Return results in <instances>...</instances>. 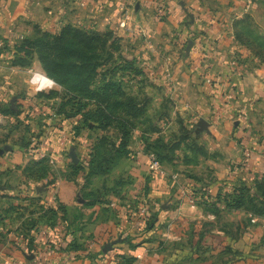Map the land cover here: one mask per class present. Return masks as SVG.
Masks as SVG:
<instances>
[{
	"label": "crops",
	"instance_id": "obj_1",
	"mask_svg": "<svg viewBox=\"0 0 264 264\" xmlns=\"http://www.w3.org/2000/svg\"><path fill=\"white\" fill-rule=\"evenodd\" d=\"M132 2L133 11L127 0H86L84 7L80 6L81 0H0V41L12 45L15 43L13 40L19 38L15 23L20 16L46 29H59L70 23L97 32L109 30L120 37L126 36L129 56L144 61L142 66L152 61L150 78L156 84H171L176 88L169 93L183 104L181 109L176 107V111H188L195 125L201 119L206 120L210 131H214L212 127L218 122L217 132H211L215 134L217 146L225 137L224 140H230L231 154H224L233 159L234 153H239L238 158L225 160L231 161L225 164L218 158L213 162L207 161V167L216 169V183L209 189L197 191L199 183L191 177L183 180L184 183L176 189L174 179L158 178L155 174L151 176L148 172L149 160L137 157L135 164L140 168L131 173L136 181L135 188L129 191V200H124L123 204L111 197L112 206L105 208L117 211L118 216L114 220L106 219L102 207L91 209L89 200L83 197L84 179L78 177L73 183L61 175L65 156L71 149L81 152L89 145L86 139L73 137L72 126L76 122L63 121L56 125L45 122L50 127L44 126L41 156L49 155L56 166V172L49 178L54 183H31L25 177L28 156L10 142L21 134L20 124L27 121L23 119L27 102L30 101L31 106L35 104L33 110L39 111L48 100L20 97L28 88L40 90L42 87L47 92L45 88L51 84L35 77L37 63L30 68L13 67L8 61L9 56L2 54L0 105H7L10 109V102L15 97L13 111H20V114L17 117L0 114V133L8 135L1 137L6 141L0 140V148H12L0 155V264H264V253H259L261 249L254 247L256 253L252 251V255L246 252L247 248L253 247L249 246L252 244H259V248L264 249V240L261 241L258 238L260 235H257V231L264 227L263 220H252L251 229L237 239L225 235L215 226L217 219L204 206L196 205V198L206 190L207 195L209 193L215 199L219 194L230 193L233 184L239 183L237 180L250 182L264 174V156L260 152L264 151V139L262 145L257 144L252 135L239 141L237 138L245 127L235 119L239 106L249 105L251 97L259 98L260 95V100L264 101V68H252L241 77L235 72L248 65L250 59L248 52L234 41L232 33L235 20L246 15L260 16L264 7L260 5L259 9L258 0ZM126 8L129 10L127 15L124 13ZM160 9L166 11L162 18L158 17ZM125 16H128L125 27L121 28L119 23ZM189 40L194 45L186 56L185 48ZM165 53L170 54L165 58L166 62ZM238 54L241 60L233 61ZM171 59L173 62H170ZM16 118L17 122L20 121L18 130L9 134L7 127L10 128ZM206 138H210V134ZM242 146L244 150L247 146L249 148L246 149L245 159L240 153ZM221 150L225 149L221 147ZM139 152L143 154L137 149L136 154ZM147 175L150 177L148 187L145 186ZM188 197L195 201L193 205ZM32 198L39 200L42 209L54 208L61 217V224L49 228L40 218L31 224L34 216L29 212ZM79 198L83 203L79 202ZM60 205L72 215L69 224L67 214L58 210ZM43 213L40 210L35 214L39 217ZM152 214H157V217L148 228L146 224ZM201 226L208 228L200 232ZM201 234L204 236L199 242ZM106 245H112V249L103 252ZM223 247H230L233 253L243 257L235 256L220 263H211L213 256ZM200 248L205 249V254L209 256L205 261L198 260Z\"/></svg>",
	"mask_w": 264,
	"mask_h": 264
},
{
	"label": "trees",
	"instance_id": "obj_2",
	"mask_svg": "<svg viewBox=\"0 0 264 264\" xmlns=\"http://www.w3.org/2000/svg\"><path fill=\"white\" fill-rule=\"evenodd\" d=\"M32 31L30 35L21 37L11 47L3 41L0 55L9 53L8 61L13 67L30 68L32 63L37 61L45 74L60 86L62 91L38 93L35 97L44 100L56 98L62 101L55 110L58 118L65 120L80 116V125L89 130L114 129L118 132L117 143L113 145L115 156L120 159L128 157L130 152L127 148L131 134L138 128L139 121L148 117V106L151 101L140 88L136 94L129 90L139 84L146 86V73L139 66L138 60L126 56L120 40L113 31L97 32L70 23L63 25L55 32L43 31L38 25H34ZM256 31L257 26L250 15L243 16L232 23L234 41L239 46L247 48L254 57L264 63V37L259 36ZM68 107L71 110H68ZM0 114L17 117L20 113L10 110L7 105H0ZM177 123L180 137L173 136L168 141H164V136L161 135L156 140L151 139L149 134L161 132L153 124L146 126V130H142L145 147L143 153L153 155L159 165L164 168H171L178 149L183 152L186 149L199 150L196 142L190 137V131L183 127V123L179 120ZM10 125L9 134L18 129L17 124ZM73 130L75 135H79L82 129L77 124ZM40 136L41 134H38L37 138L40 139ZM31 145V142L23 144L25 149ZM97 145L93 147V151ZM202 155L205 156V152H202ZM29 165L24 169L27 180L41 181L50 174L51 167L48 165V159L32 162ZM31 165L38 166V172L41 174L32 176ZM90 165L89 169H85V183L88 181L87 176H91L94 171L101 168V162L95 154L92 156ZM71 169L80 172L83 167L76 166ZM113 197L119 198L118 194H114ZM100 201L98 198L95 202ZM103 204L106 203L103 202ZM221 204L225 210L219 208ZM196 205L204 206L215 219H219L223 211H245L264 219V174L249 186L244 182L233 184L230 193L219 194L215 201H211L210 196L204 191L196 198ZM40 210L45 212L39 216L40 219H43L44 224H47L49 228H53L51 219L56 216L55 210H44L41 207ZM58 210L68 213L61 205ZM35 213L38 212H31V214ZM156 217L157 214L150 216L146 224L148 228L155 222ZM222 231L225 235H229L225 230ZM189 235L192 236L191 233ZM202 236L204 234L200 235L199 242ZM222 253H232V250L226 247ZM235 255L241 256L237 252Z\"/></svg>",
	"mask_w": 264,
	"mask_h": 264
},
{
	"label": "rangeland",
	"instance_id": "obj_3",
	"mask_svg": "<svg viewBox=\"0 0 264 264\" xmlns=\"http://www.w3.org/2000/svg\"><path fill=\"white\" fill-rule=\"evenodd\" d=\"M256 3L258 4L259 9H260V5L261 7H264V0H258V2ZM260 12H261L260 16H256L255 17L256 19L254 17L252 18L254 19V22L257 26L256 33H258L259 36L264 37V11H260ZM158 17L162 18L163 16H158ZM34 25H38L40 29H42L43 31H47V32H55V31H58L62 27L61 26L59 29L42 28L39 24L31 23L30 21L24 19L23 16H20V18H18V20L15 23V30L17 32L16 36L19 38L14 39L13 41L15 43H12V45H10L9 42L6 41L7 45L11 47L14 44H16L20 40L21 37L30 35L33 32L32 27ZM19 35H22V36H19ZM115 35L120 40V45L123 48V51L125 52L126 56L128 57L129 56L128 54L129 45L127 46V43H126L128 40L124 39L127 37L121 36L122 37L121 38L120 35L119 34L117 35L116 33ZM3 41L4 40L0 41V48L4 45ZM128 44H130V42ZM242 48L248 52L247 54L250 59V62H248V65H245V67L243 66V68L235 70V72L238 73L240 77L244 76V74H246L248 71H251L252 68H256V69H260V67L264 68V63H262L258 58L254 57L253 54L247 48L245 47H242ZM3 55L5 56L8 55L10 58V55L7 52L4 53ZM168 55L170 54L169 53L164 54L165 62L167 61V59L165 58L168 57ZM179 55L182 56L181 53ZM181 56H179V59L181 58ZM238 56L240 55L238 54L237 56H234L233 61L241 60V58H239ZM128 58H132V57L129 56ZM137 60L143 72L146 73L145 74L147 78L146 86H142L141 84H139L137 87L136 86L133 87V89L130 88L129 86L128 88H130L129 90L133 94H136V92L140 91L141 89V92L145 94L146 96H148L151 101L148 106V117L142 118L141 121H139V124L137 126L138 128H136L131 134L129 146L127 148L128 152H130L129 156L124 159H120L115 156L113 145L117 143L118 132H116L114 129H109L108 131H101V130H94V129L89 130L80 125V122H81L80 116H77L74 119H65V120L62 118L56 117L55 110L58 108V105L60 104V102H62L59 99L54 98L52 100H48L46 106L45 107L42 106L39 109V111L33 110L34 108L33 106L36 107V105L31 102L32 104H34L33 106H31L29 105L30 101H28L27 102L28 105H25L26 111H23L24 112L23 119L27 121L25 122V124L24 123L20 124L21 134L16 135L17 140L16 138H13L10 143L14 147H17L19 150H21L22 153L28 156V162L26 166L29 167L30 166L29 164L30 163L32 164V162L35 163L43 159H48V165L51 167L50 174L44 180L31 181V183L47 182V185L54 183V180L50 181L49 178L52 174H54V172H56L55 170L56 166L54 162L50 160L49 155L45 154L44 156H41L42 154L41 145L43 144L44 132L46 130L45 127H50V125H47V123H45L46 121L50 122L51 125L52 124L56 125L63 121L64 122L68 121V122H73V123L76 122V124L72 126L73 137L78 140L86 139L89 142V145L85 147V151L81 150V152H76L71 149L69 154L65 156V166H63L62 168L63 170L61 171L62 172L61 175L66 181L73 182V183H75V179L78 177L81 180L84 179V175L86 174L85 169L87 170L90 168L91 166L90 162L92 161V156L93 154H95L99 162H101V165H100L101 168L94 171L91 176H87L88 181L85 183V185L83 182L84 189H82V194L85 199L89 200L88 204L89 206L91 205L90 207L91 209L96 206L100 208L102 207V211L104 212L106 219L110 218L114 220L118 216L117 211H110L112 210L111 208L109 209L105 208V206H109V207L112 206L111 197L113 198L114 194H118L119 198L117 197L115 198L120 200V204H123L124 200L126 201L129 200L127 195L130 190L135 188V185H136V181L134 177L131 175V173L134 172V169L140 168L135 164L137 163V157L143 156L145 157V160H148V158L146 159L147 155L143 153V150L145 147H144V142H143L144 139H143V134H142L144 133V131L142 130H146L147 128L146 126H150L151 124H153L156 128H158L161 131L160 134L158 133L149 134L152 140H156L161 135V136H164L163 137L164 141H168V139L172 138L173 136L177 138L180 137L179 124L177 123L179 120L180 122L183 123L182 124L183 127H185L186 129H188V131H190L191 139L196 142L197 148H199V150L193 149L192 151L191 149H186L185 152L181 151V149H178L175 153V159L173 161V165L170 166L171 168H164L160 166V169L162 171V173L160 174L153 172L150 169V166L148 165V170H149L148 172L150 175L155 174L158 178H165L169 180L174 179L175 181L174 184L176 186V189H177V186H179L180 183L182 182L184 183L183 180L187 179L189 176L195 182L199 183L197 191H201V190L203 191L205 189H209L211 185L216 183L217 178L214 175V173L216 172V169L214 167L212 168H210L209 166L207 167L206 162L207 161L213 162L215 159L218 158V159H221V163L225 164L226 162H231V161H225V160H236V158H238L239 153H234L235 157H233V159L232 157H229V155L224 154L225 152H229V154H231L230 144L228 143L230 142V140H227V139L224 140L225 137H222L221 139L222 143L219 142L220 144L217 146L218 143L216 142V139L214 137L215 134L212 135L213 133L211 132H217L216 128L219 126L218 122H215L216 124L214 125V127H212L214 131H210L208 128V131L196 134L197 125H195L194 121L192 120L193 117L191 116V114L188 111H182L181 113L176 111V107H178V109H181L183 107V104L180 100L176 101L173 95L172 97L170 96L171 94L170 92H172L174 89L176 90V88H173L171 84H161V85L156 84L150 78L152 75V68L150 65L152 61H147L148 66L147 65L142 66L144 61H140L139 59ZM170 62H173V60L171 59ZM34 63H37V67H38V69H36L35 71V77H38V78L41 77L45 79L47 82H49L51 85H49L48 88H45L47 92H45V90H43L42 87L40 90L28 88L27 91L25 90L24 92H22L24 94L20 98H25V99L30 98L31 99V97L32 98L35 97L36 94L38 93L47 94L50 91L61 92L62 88L58 86L56 83H53V81L42 70L40 64L37 61H34L32 65ZM233 66H236V64ZM153 75H155V73ZM118 76H120V74H118ZM28 78L29 79L31 78V74H29ZM230 96H231V101H232L233 97L232 95ZM258 97L259 98L251 97L253 99L248 102L249 105L239 106V109H237L238 111H236L237 112L235 116L236 121L245 127L244 131L241 130V134L239 135V138H237L239 141L243 140V138L247 140V138L252 135L255 138L257 144H261L263 142L262 139H264V101L262 102L260 100L262 99L260 95ZM68 110H71V108L68 107ZM19 122L17 123L15 122L14 124L19 125ZM212 123H213V120H212ZM77 124H79V127L82 129L79 135H75L74 130H73V127L76 126ZM7 129L9 130V127H7ZM17 130L18 129L14 130L13 133ZM38 134H41L40 139L37 138ZM207 134L208 135L210 134V138H206ZM256 134L259 135V138L257 139H256ZM2 136L7 137L8 135L6 133H0V140H3L1 139ZM102 138L104 139H103V142L101 143L100 141L102 140ZM5 141L6 140H3V142ZM25 142H31L32 145L29 146V148L25 149V147L23 146ZM188 142H190V140ZM239 143L240 142H238V144ZM96 144L98 145L96 146V149L93 151V147ZM221 147H223L225 150H221ZM242 148L243 149L240 148L241 149L240 153L243 154V157L245 159L246 158L245 152L247 151L246 149H249V148L248 146L245 147L246 148L245 150L243 146ZM137 149H140L145 156L141 154V152L136 154ZM201 149H202V152H205L206 154L205 156L202 155V152L200 153ZM260 152H261V155L264 156L263 149ZM72 156L76 158L77 160L76 164H74L72 160ZM232 163L234 166L236 165L235 161ZM76 166L83 167V170L80 172H77L71 169L72 167H76ZM31 168L32 169H30V173L32 174V176H38L41 174V172H38L39 171L38 166L31 165ZM76 173L78 175H75ZM127 177H130V178L125 179ZM149 178L150 177L147 175L146 180H145L146 187H148L147 183L149 182ZM177 179L179 180L177 181ZM203 181H205V183H203ZM237 181L240 184L244 182L248 186L252 185V183L254 182V180L250 182L243 181V180H237ZM181 186L183 187V185ZM206 192H208V190H206ZM208 196H210L209 193H208ZM98 198H99V201L100 200L101 201L96 203L95 201H97ZM189 198L191 197H188V200ZM215 200L216 198L215 199L211 198V201H215ZM103 202L106 204L104 205ZM127 204H130V202H128ZM133 204L134 206H137L135 205L134 202ZM222 205L223 204L219 205V208L221 210H225L223 209ZM40 207L41 206L39 205V200L37 198H32L30 202L29 212H38L40 210ZM130 208L132 209L133 206H131ZM43 209H45V207H43ZM51 209L54 210V208H51ZM237 212L223 211L221 214V217L216 220L215 226L219 228V230H225V232H228L229 235L227 236H233L237 239H241L244 233L247 232V230L251 229L252 224L254 223L252 222V220L256 219V222H258L259 220H263L264 222L263 218H258L256 216L251 215L250 213H246L245 211L238 212V213ZM55 215L56 216L51 219L52 220L51 222L54 224V227L57 226L58 224H61V217L57 214V212H55ZM66 216H67L68 224H69V222H71L70 219L72 215L67 214ZM38 218L40 217H38L37 214H34V216L31 218V221H30L31 224L35 223L38 220ZM65 220L66 219H64V221ZM207 228L208 227L206 226H201L200 228L201 231L200 230L199 231L203 232V230ZM33 229L35 228L33 227ZM257 235H260V237L258 238H261L260 239L261 241L264 240V227L263 229H260L257 231ZM246 246L248 247V245ZM249 246L250 247L253 246V247L246 249L247 254L252 255V251L256 253V248H258V250L261 249L260 252L257 251V254L258 252L264 253V249L259 248V244L258 245L252 244ZM225 248L226 247H223L221 252L213 256V259H212L213 261L211 260L212 261L211 263L213 262L220 263V261H224L225 259L237 256L233 252L223 254L222 252L224 251ZM205 252H206L205 249L200 248V254H199L200 257L198 258V260L202 261V260H206L207 258H209V256H207ZM1 264H3V262H1Z\"/></svg>",
	"mask_w": 264,
	"mask_h": 264
},
{
	"label": "water",
	"instance_id": "obj_4",
	"mask_svg": "<svg viewBox=\"0 0 264 264\" xmlns=\"http://www.w3.org/2000/svg\"><path fill=\"white\" fill-rule=\"evenodd\" d=\"M137 8H138V5L136 6V9H137ZM193 45H194V43H193L191 40H189V41L187 42V46H186V48H185V55H186V56H188V54H189L191 48L193 47ZM15 100H16V98L14 97V98H12V100H11V102H10V109H11V110H14V109H15ZM208 127H209V124H208V122H207L206 120H204V119L199 120V122L197 123L196 134H199V133H202V132L208 131ZM11 150H12L11 147H9V146H4L3 148H0V155L4 154L5 152H9V151H11ZM72 160H73L74 164L77 163V160H76V158H75L74 156H72ZM79 202H80V203H83V200H81V199L79 198ZM111 249H112V245H106V246L103 248V252H108V251H110Z\"/></svg>",
	"mask_w": 264,
	"mask_h": 264
},
{
	"label": "built area",
	"instance_id": "obj_5",
	"mask_svg": "<svg viewBox=\"0 0 264 264\" xmlns=\"http://www.w3.org/2000/svg\"><path fill=\"white\" fill-rule=\"evenodd\" d=\"M85 1L86 0H81V3H80V6H82V7H84L85 6ZM129 3V7L131 8V10L133 11L134 9H133V2H132V0H127ZM128 12H129V10L126 8V9H124V13H125V15H127L128 14ZM158 14H159V16H165L166 15V11L164 10V9H160L159 11H158ZM128 17V16H127ZM127 17L125 16L124 18H123V20H121L120 21V23H119V26L121 27V28H124L125 27V20L127 19ZM247 156H249V154L247 153L246 154ZM147 158H148V160H149V166H150V169L153 171V172H155V173H162V171H161V169H160V165H159V163L156 161V159L154 158V156L153 155H147ZM189 203L190 204H192L193 205V203H194V201L191 199V198H189ZM143 213H145V211L143 210L142 211Z\"/></svg>",
	"mask_w": 264,
	"mask_h": 264
},
{
	"label": "clouds",
	"instance_id": "obj_6",
	"mask_svg": "<svg viewBox=\"0 0 264 264\" xmlns=\"http://www.w3.org/2000/svg\"><path fill=\"white\" fill-rule=\"evenodd\" d=\"M54 83V82H53Z\"/></svg>",
	"mask_w": 264,
	"mask_h": 264
}]
</instances>
